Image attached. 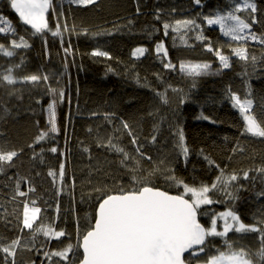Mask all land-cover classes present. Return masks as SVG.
<instances>
[{
	"label": "trees",
	"instance_id": "obj_1",
	"mask_svg": "<svg viewBox=\"0 0 264 264\" xmlns=\"http://www.w3.org/2000/svg\"><path fill=\"white\" fill-rule=\"evenodd\" d=\"M248 2L256 5L255 12L243 8L244 0H95L88 5L52 0L49 29L35 33L13 15L9 0H0V17L14 29L0 33V44L13 53L0 51V149L18 153L0 171V243L21 240L14 257L0 252V264H64L45 253L81 242L94 223L98 197L143 184L184 194L183 185L171 177L196 188L211 186L217 177H237L223 192L232 193L230 200L213 190L209 196L214 202L198 209L206 228L214 215L226 210L246 225L264 220V172L259 171L264 169V137L244 131L242 115L230 99L233 93L251 99V113L264 121V0ZM237 4L241 11L234 12ZM228 12L249 23L241 33L246 39L232 40L205 19ZM185 20L195 24L173 30L177 21ZM165 23L170 25L167 30ZM0 27L6 24L0 22ZM252 34L258 39H251ZM20 37L28 47L12 46ZM160 43L166 57L156 51ZM209 47L227 56L230 66L223 68ZM136 48L146 51L133 56ZM237 48L247 50V60L235 55ZM95 51L107 55L94 56ZM182 62L207 63L210 68L189 76L181 72ZM165 63L174 67L165 68ZM9 68L12 84L2 78ZM31 75L40 79H24ZM53 100L56 132L49 123ZM41 132L48 135L37 142ZM181 132L187 155L180 147ZM117 148L130 158L125 160ZM17 183L26 195L17 194ZM31 201L41 208L36 226L50 225L66 235L48 239L23 228L24 203L31 206ZM223 224L218 219V231ZM226 241L236 250L245 249L259 264L260 234L235 231L208 237L205 251L188 254L186 261L204 264L226 249ZM71 253L68 264H78L79 247Z\"/></svg>",
	"mask_w": 264,
	"mask_h": 264
},
{
	"label": "snow or ice",
	"instance_id": "obj_2",
	"mask_svg": "<svg viewBox=\"0 0 264 264\" xmlns=\"http://www.w3.org/2000/svg\"><path fill=\"white\" fill-rule=\"evenodd\" d=\"M11 8L19 15L20 20L25 25H29L35 33H41L49 29V24L46 18V13L52 6V0H9ZM74 3L81 5H88L95 2V0H73ZM199 4L200 0H196ZM243 8L256 11V5L244 0ZM241 11V5L237 4L234 12ZM234 12H228L225 15L217 14L214 18L205 17L209 25H219L220 31L223 35L231 37L232 40H243L246 37L241 33L245 29H249L250 25L239 15ZM0 22H4L6 27H0V33L13 32L14 29L8 22L0 17ZM194 20L177 21L176 31L180 26L187 28L194 25ZM169 24H164V29L167 30ZM198 27V26H197ZM54 36L59 34V30L52 33ZM167 34V31L165 32ZM197 39H203L198 36ZM251 39L256 40L258 37L255 34L251 35ZM20 43L15 40L12 41V46L15 48L28 47L23 37H20ZM264 43V39H261ZM0 51H3L5 56H12L13 53L5 49L4 45L0 44ZM146 50L144 48H136L132 55H143ZM157 53H164L167 56V51L163 43L156 46ZM208 51H215L218 56L220 64L223 68H228V57L223 55L219 50H214L211 47ZM235 55L241 60H247V50L245 48H237L233 50ZM94 56H106L107 53L95 51ZM255 61L256 57H252ZM165 68L174 67L170 63L164 64ZM210 68L207 63H181L180 70L189 76H199L206 73ZM12 69H8V75H4L3 80L9 84L14 83L11 75ZM27 81L35 82L40 78L36 75H31L24 78ZM47 80V77H44ZM55 93V89H50ZM61 100H63V92L59 93ZM164 103L167 100L163 93H157ZM230 99L233 101V106L238 107L243 116L245 127L244 131L258 137H264V121L258 119L251 113L253 101L251 99H243L235 93L231 94ZM55 107L56 101L49 105L51 124L50 131L56 132L55 123ZM207 119V117H205ZM125 129L129 128L127 123L123 124ZM132 135L131 131L128 133ZM48 135L47 132H41L36 138L39 142ZM155 139V137H153ZM184 136L180 133V147L185 155L188 149L183 144ZM133 143L136 140L133 139ZM111 147L115 145L111 144ZM56 152V148L50 149ZM119 152L124 153V159H129V154L123 149L117 148ZM139 151V149H137ZM18 153L13 151H5L0 149V171H3V164L13 161ZM211 164L212 161L209 160ZM64 165L60 166V178L64 177ZM264 172V169H259ZM49 176L55 180V172L49 171ZM247 176V173H245ZM135 180L136 178L133 177ZM170 179L175 180L178 185L182 184L184 193L191 194L190 199H186L185 195H170L166 191L143 184L142 186L130 191L121 190L116 195H106L98 197V207L95 212V222L83 235L82 243L73 245L69 243L61 250L46 252L50 260L52 257H59L61 260L68 261L69 253L73 252L75 247L83 249V259L80 264H190L186 261L185 254L195 257L198 253L204 252L207 247L208 237H225L230 231L236 233L256 232L260 234L261 247L256 253L259 264H264V220L258 221L253 225H246L241 222L240 217L233 211H226L214 215L211 219L209 227H204L197 219L198 209L201 205L212 204L214 201L210 198L209 193L218 187V184L223 183L227 187V181H235V175L222 181L221 177L213 182L211 186L202 185L199 188L190 187L184 184L183 181L176 180L175 177ZM33 191V189H29ZM97 191H100L97 189ZM17 194L20 196L26 195L19 191V183H17ZM232 196V193H228ZM36 202L31 201L24 203L23 207V228L29 229L33 232V236L37 233H42L48 239H59L66 235L64 231H54L50 225L36 226L41 208L35 206ZM206 214V213H205ZM218 219L224 221L223 230H217ZM231 221V222H229ZM2 239V238H0ZM19 237L11 240L8 244L0 243V252L8 256H15L16 249L20 245ZM5 264H7L5 260ZM15 264V260L12 261ZM204 264H255L250 258L249 253L241 248L236 250L231 243L226 241V249L218 251L217 254L211 255L204 262Z\"/></svg>",
	"mask_w": 264,
	"mask_h": 264
},
{
	"label": "rangeland",
	"instance_id": "obj_3",
	"mask_svg": "<svg viewBox=\"0 0 264 264\" xmlns=\"http://www.w3.org/2000/svg\"><path fill=\"white\" fill-rule=\"evenodd\" d=\"M209 25V24H208ZM209 26H213V27H219V25H209ZM60 103H62V102H60ZM238 111H239V108L238 107H235ZM240 112V111H239ZM242 115V114H241ZM242 118H243V116H242ZM243 121H244V119H243ZM245 123V122H244ZM251 135V134H250ZM251 136H253V135H251ZM254 137H257V136H254ZM227 178H229V177H221V179H222V181L223 180H225V179H227ZM230 182H232V180H228L227 181V184L228 183H230ZM214 191H216L217 193H219L220 191L222 192L221 194H225V196L226 197H228V199L227 200H230V196H228L226 193H223V192H225V185L223 184V183H220V184H218V187L216 188V189H214ZM184 193V192H183ZM183 195H186V196H188L189 197V199L191 198V194L190 193H188V194H183ZM226 200V201H227ZM207 205V204H206ZM205 205H201V207H204ZM200 207V208H201ZM226 211H228V210H226ZM222 220V219H221ZM223 221V220H222ZM229 222H231V221H229ZM41 236H44L42 233H39ZM199 254V253H198ZM197 254V255H198ZM71 256H72V253H69V260L68 261H65V260H61L59 257H55V258H57L58 260L60 259V261H62L64 264L65 263H70V261H71Z\"/></svg>",
	"mask_w": 264,
	"mask_h": 264
},
{
	"label": "water",
	"instance_id": "obj_4",
	"mask_svg": "<svg viewBox=\"0 0 264 264\" xmlns=\"http://www.w3.org/2000/svg\"><path fill=\"white\" fill-rule=\"evenodd\" d=\"M11 11H12V13H13V15L23 24V22L20 20V18H19V15L11 8ZM49 11H50V9H49ZM49 11L46 13V18H47V16H48V13H49ZM24 26H26L27 28H29V29H31V30H33L29 25H25V24H23ZM34 31V30H33ZM170 195H175V194H170ZM98 207V206H97ZM97 209V208H96ZM96 212V211H95ZM197 219H198V221H199V216H197ZM94 222H95V220H94ZM80 243H82V239H81V242ZM79 250H80V252H81V255H82V258H81V260L83 259V249L82 248H79ZM188 255V253H186L185 254V256H187ZM81 262V261H80ZM80 262L78 263V264H80Z\"/></svg>",
	"mask_w": 264,
	"mask_h": 264
},
{
	"label": "bare ground",
	"instance_id": "obj_5",
	"mask_svg": "<svg viewBox=\"0 0 264 264\" xmlns=\"http://www.w3.org/2000/svg\"><path fill=\"white\" fill-rule=\"evenodd\" d=\"M94 224V223H93Z\"/></svg>",
	"mask_w": 264,
	"mask_h": 264
}]
</instances>
